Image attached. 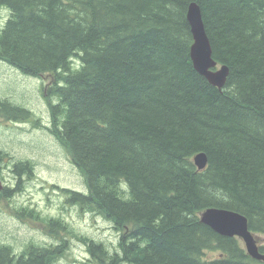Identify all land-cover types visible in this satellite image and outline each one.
Wrapping results in <instances>:
<instances>
[{
  "label": "trees",
  "instance_id": "1",
  "mask_svg": "<svg viewBox=\"0 0 264 264\" xmlns=\"http://www.w3.org/2000/svg\"><path fill=\"white\" fill-rule=\"evenodd\" d=\"M191 2L212 58L228 69L221 90L192 65ZM0 62L50 74L44 131L86 187L64 190V202L117 235L110 250L62 217L13 207L58 243L16 249L0 240V264H54L72 239L92 264H264L199 217L207 208L237 212L264 234V0H0ZM7 105L0 101L4 119H28ZM199 153L203 170L193 163ZM5 158L0 151V177L7 166L18 181L0 201L33 171L29 160Z\"/></svg>",
  "mask_w": 264,
  "mask_h": 264
},
{
  "label": "rangeland",
  "instance_id": "2",
  "mask_svg": "<svg viewBox=\"0 0 264 264\" xmlns=\"http://www.w3.org/2000/svg\"><path fill=\"white\" fill-rule=\"evenodd\" d=\"M1 11L6 15L5 9ZM5 65L0 62V101L6 102L8 109L28 111L31 122L5 121L0 117V151L9 157L4 160L6 163L31 161L33 171L29 177L21 175L19 192H13L12 197L0 201V240L13 244L16 249L30 240L58 243L48 237L35 221H20L10 212L13 207L25 206L42 215L62 217L75 232L102 242L113 250L117 235L107 221L90 213H81L64 202L61 189L85 193L86 187L67 153L44 131L49 124L45 90L51 76L27 77ZM6 111L10 113V110ZM21 116L24 118L25 115ZM0 180L4 186L14 190L18 176L5 166ZM253 236L256 244L264 247V234L254 233ZM89 260L85 246L72 239L67 255L54 264H92Z\"/></svg>",
  "mask_w": 264,
  "mask_h": 264
},
{
  "label": "water",
  "instance_id": "3",
  "mask_svg": "<svg viewBox=\"0 0 264 264\" xmlns=\"http://www.w3.org/2000/svg\"><path fill=\"white\" fill-rule=\"evenodd\" d=\"M186 19L193 38L189 52L192 65L212 86L221 90L226 83L228 69L225 66L217 68V63L212 58V50L205 32L201 10L196 3L191 2L188 5ZM193 162L198 170L205 169L207 164L205 154H196ZM0 189H2L1 182ZM200 219L202 223L221 236L240 238L250 257L264 261V254L259 251L244 216L225 209L208 208L202 212Z\"/></svg>",
  "mask_w": 264,
  "mask_h": 264
},
{
  "label": "bare ground",
  "instance_id": "4",
  "mask_svg": "<svg viewBox=\"0 0 264 264\" xmlns=\"http://www.w3.org/2000/svg\"><path fill=\"white\" fill-rule=\"evenodd\" d=\"M5 13V12H4ZM193 39V38H192ZM44 75H46V76H50V74H44ZM44 75H42V76H44ZM25 76V75H24ZM27 77H31V76H27ZM41 77V76H40ZM32 78H36V77H32ZM48 85V84H47ZM46 91V90H45ZM47 93V92H46ZM47 95V94H46ZM46 98V97H45ZM4 103H6V102H4ZM7 104V103H6ZM26 111V110H25ZM27 112V116H29L30 114H29V112L28 111H26ZM0 117H2V116H0ZM2 119H4L3 117H2ZM38 119V118H37ZM5 121H13V120H7V119H4ZM15 121H23V119H20V120H15ZM24 121H27V122H31L30 120H28V119H26V120H24ZM33 124H35V123H33ZM6 154V153H5ZM7 155V154H6ZM5 159H9V157L7 156V158H5ZM4 159V160H5ZM28 162V161H27ZM64 190H68V189H61V191L63 192ZM208 209V208H207ZM206 209V210H207ZM205 211V210H204ZM203 211V212H204ZM237 213V212H236ZM239 214V213H238ZM241 215V214H240ZM243 216V215H242ZM245 217V216H244ZM246 218V217H245ZM202 222V221H201ZM247 224H248V221H247ZM209 227V226H208ZM249 229V228H248ZM250 231V230H249ZM215 232V231H214ZM251 232V231H250ZM252 233V232H251ZM218 234V233H217ZM253 235V234H252ZM254 237V236H253ZM238 238V237H237ZM240 239V238H239ZM241 240V239H240ZM241 242H242V240H241ZM243 243V242H242ZM243 246H244V244H243ZM245 248V247H244ZM246 250V249H245ZM254 259V258H253Z\"/></svg>",
  "mask_w": 264,
  "mask_h": 264
}]
</instances>
